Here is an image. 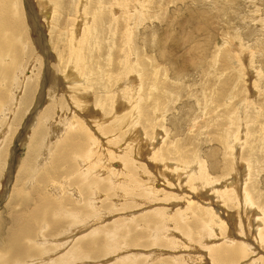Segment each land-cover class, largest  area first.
<instances>
[{"label": "rangeland", "instance_id": "rangeland-1", "mask_svg": "<svg viewBox=\"0 0 264 264\" xmlns=\"http://www.w3.org/2000/svg\"><path fill=\"white\" fill-rule=\"evenodd\" d=\"M151 1H153V3ZM160 1L163 6L160 5ZM16 2H19V4L17 3L18 5H16V9H20L23 11L24 15H26L24 18L25 31H27V27L30 25V29L33 32L27 34L28 40L23 45V48H26L21 57L23 70H16L13 75H10L12 77L9 76V78H7L8 81L5 79L2 80L4 83L1 81L0 76L2 89L6 90L3 94L4 100L0 105L2 108H7L6 110L9 113V115H6L7 113L3 109L2 114H0L1 116L6 115L5 117L0 116V127H2L0 131L2 132V134L0 133V141L3 138L0 146V172H2L0 174L2 176L0 178V182L2 183V187L0 186V242L4 236L9 234L8 232L12 228L11 226H13L11 220L9 221L12 217L9 215L10 211L13 212L11 209L16 207L15 209H17L18 212L29 210L30 206L37 200L36 197L39 190H48L39 182H35V184L30 183V185L34 187L30 186L32 189H30L29 192H24L16 196L13 204L9 205L8 201L10 200L7 201L5 195L10 188L8 176L12 159L15 161L17 158L19 162H22L25 158H33V162L38 165L37 168L39 171L37 174L40 177L41 174H46L47 172L45 173V171H49L53 166L50 164L53 150L60 144L59 140H63V137L60 138V134L57 137H53V141L49 145L50 147L48 146L52 155L49 154L45 161L38 164L40 156L44 153V149H42V138L47 135L41 136L37 134L32 138L34 134L33 129L37 124V121L34 120L36 109L39 108L37 110L38 116H36L38 118L49 105L60 104V108L55 107L54 111H52V119L55 118L57 122L60 119L58 113L61 115V109L63 108L64 116L66 117L67 114H70L71 117L73 116L70 111L72 105L70 106L69 102L72 101V96L75 95L74 93L77 88L87 87L89 90L88 99H91V107L93 110H97L96 113H92L90 118L99 116L97 121L104 122L105 125L101 126V128L109 132V134L104 135L101 130H99L101 135L100 145L111 149L118 144L119 146H123L122 148L126 150L127 144L133 140L132 146L134 150H136L135 152L133 151L134 156L137 157L138 163L144 167L147 166L146 173L141 172V175L139 173L137 180H139L140 183L149 184L151 187L153 186L152 189L154 190L155 197L150 198V196H148V190H136L137 194H135V196L138 203L137 206H131L130 204H126L127 200L125 198H118L116 196L115 198L114 196L113 198L106 197L108 192L104 187H101L100 193L102 194L99 200L101 210L93 208L86 210L83 209V203L87 197L82 196L80 198L77 197V199L71 198V200H69L66 198L67 194L65 195V188L63 189L64 193H62V195L57 191L51 192L54 194L53 196L56 195L54 198H58L60 201L64 200L60 208V213H62L63 216L67 214V217L60 215V218L59 215H57L54 218H56L58 222L53 218L48 221L47 224H43V226L40 225L38 227L36 224L33 229L34 234L20 243V246L16 249L26 250V252H28L31 243H33V247L39 249L40 253L34 248L31 253L36 251L37 254H35L36 256L32 259L23 258L19 253L17 259L25 264H72L74 262L75 264H182L183 259L175 261L173 257H179V255L183 253H190V255L194 257V264H215L209 261L210 259L208 257V259L203 257L206 256L208 252V250L205 249L207 244L204 242L203 244L202 242H190V246L186 244L182 249H175L176 245L173 244L174 237L171 234L174 233V236H179L180 233L177 234L178 231L174 232L173 229H164V231H168L169 234L167 232L162 238L159 237L163 239L162 242H160L158 237L154 236L157 235V233L153 230L160 221H156L157 219L148 223L147 220L142 221L144 216L150 213H153L151 215L155 216L156 214H162L164 211H168V214L171 213L170 215L174 216L178 208L188 206L187 201L190 202L188 200L189 198L194 200V202L191 203V207L212 206L214 211L219 212L221 218L227 223V225H225L226 228H222V233L229 238L236 239L235 242L237 243L245 242L247 246L252 243L254 246H258H255L254 251L251 249L249 250V253H251L249 255L252 257H247L250 259L246 258L245 260V258L243 259L242 257L238 258L236 260L238 264V261H240V264H251V259H253V257L264 258V244L256 239V237H258L255 231L256 226L249 222V217H251L253 212H248L249 214L246 216V212L243 210L244 205L241 206L245 204V199L248 197L247 192H249L254 198L255 204L258 206H254V210L256 211H254L255 214L251 219L254 220L259 217V225L261 222L260 226H264V223H262L264 219H262L263 216L261 217L262 214H260L262 212L261 209L264 210V0H150V6L147 9L148 17L145 18L141 24H134L136 26L132 25V30L128 31V35L130 36L135 34V39H137L136 44L142 48L145 46L143 49L131 51L130 46H123L124 49L127 50L121 54L117 46V44L120 43L118 39L125 40V36L121 31H119L118 34H112L115 33V30L112 32L110 31V33L108 30L100 35L99 45L95 44L93 38H88L84 41L82 45L84 48H87L86 54L87 56L88 53L90 54L87 59L90 64L88 63L86 66L99 65L104 61L105 76L108 78H110V75L112 77V74L114 75L112 77L113 79L124 74L123 71H121L122 63L120 60L122 58L124 59L126 55L131 58V62H133L135 66H140V56H143V62L149 63L147 65L148 67L145 69L142 68V65L138 67V71H140L139 68L146 71L145 76L138 77L139 73H132L130 74V79L125 77V79L128 80L127 83L125 82V86H123V84L118 85L116 80L111 81L110 79V83L106 88L113 86V88L116 89V87L121 86V89H123L128 83L131 85V81L134 80L136 82L134 85L137 87L140 86V92L144 95L140 93L142 97L140 105H147L150 110H152L153 101L155 103L154 99L156 95L161 91V86H173L172 88L176 91L178 89L177 94H174L171 100L170 96L167 95L170 101L165 104L163 111L156 114L151 112L148 117L143 116V113L141 115L138 109H133L134 103L130 96H128V93L125 95H117V102H114L113 105L111 103L112 101L107 102L106 105L109 103H111L110 106L115 105L116 111H119V113L121 112V115L132 113L131 115L129 114L132 124H130V126H134L132 128V133L128 132L129 129L126 127L128 121L122 116L118 124L114 125L111 123L112 120L110 119L113 118L110 116L115 112L114 109H112L111 115H106V113L103 111L101 112V109L96 106L95 102L97 96L106 92L105 86L102 87L97 85V91L94 93V89L89 88L90 77H86L84 82L77 71H69L70 67L71 69L73 68V64H66L68 67L67 70L69 71V73L67 71V76L61 73L66 67L62 66L60 71L50 70L49 86L46 89L42 88L43 79L49 68L45 54L46 51L44 50L51 49V51H54L51 47L50 35L54 33L53 35L57 36L55 34L59 33L60 27L58 26H66L65 28L67 29L71 28L76 20L72 15L60 14L54 19V23L56 24L54 30L51 25L54 16L52 8L47 12H43L39 7L38 0H18ZM74 2L77 3L78 0ZM97 2L98 0H90L89 4L92 3L97 5ZM129 3V5L133 7L132 4H134L135 1L129 0ZM114 9L115 12H113ZM111 10H113L112 12L115 16H113L112 21L115 23L110 22V25H116V23L122 21L123 18H129V16H123L125 8H119L115 5ZM127 12L129 11L127 10ZM19 15L21 14H17V16ZM67 16L70 17L68 18ZM192 17H195V22L200 21L197 23L205 26L201 32L193 36V42L189 40L190 34H187L185 31L186 29H191L189 18ZM62 20H69V22L66 21L67 25L62 24V26ZM70 20L75 21L71 22ZM92 22L93 21L90 22L92 26L89 24L90 30L93 29L94 24ZM108 26L109 24H106V27ZM116 26L120 25L117 23ZM123 26L126 28L127 24H123ZM76 27L77 25H74L72 30H75L73 28ZM87 27L88 26L82 28L83 32ZM109 28L111 29L110 26ZM68 31L69 30H66V32ZM106 32L108 37L104 35ZM161 39L167 42L176 40V48L172 52V57L176 58V60H179L178 56L187 57L189 62L187 65L188 70H184L181 65L176 67L168 57H164L162 54L160 55V51L162 52V50L160 49L158 51V42L161 41ZM124 43L125 41L122 42V44ZM109 48L112 50L110 51ZM204 51V57L201 59L200 55ZM91 53L94 54L93 56L96 55L97 57H93ZM91 56L93 58H91ZM152 57L155 58L153 59ZM9 60L10 58L6 61L9 62ZM91 60L92 62H94L93 60L97 62L95 61L93 64ZM98 60L100 63H98ZM98 65L95 67L102 69L100 65ZM163 69H165V71ZM76 75L79 76L77 77ZM153 75L154 77L152 78ZM148 76L150 77L148 78ZM144 77H147L148 80H144ZM31 79L35 82V88L30 96V104L26 106V101L28 99H25V94L27 92V85L31 82ZM86 80L88 81L86 82ZM152 82L157 83L159 86H153ZM77 83L79 85H77ZM15 84L20 88L16 94L13 91V86ZM51 84L54 85L55 92L52 98L49 99L47 96L49 90L52 88ZM147 84L149 85L147 86ZM129 85L127 87H130ZM221 87L224 88L222 92L223 95L219 93ZM115 91H117V89ZM119 91L121 90L119 89ZM78 92L79 91H77L76 94ZM221 95L222 99L218 101ZM120 96H123V99ZM246 97L249 101L247 105L245 104ZM99 101L102 103L103 99ZM225 103L227 105H225ZM239 107L240 109H238ZM134 112L137 113L134 115ZM100 116L102 119L101 121ZM133 117L135 119L138 118L135 122L137 123V121H139L138 124L132 123L131 120H133ZM97 121L92 123L94 124L92 125L93 130L95 128L98 130ZM60 128L58 131H64L62 126ZM112 131L118 134L119 137L112 136V134H110ZM130 134L132 137L128 139ZM1 135L4 137H1ZM21 135H24V138ZM120 136H122V138H120ZM222 138H224L227 143H230V145L227 146L228 148L221 140ZM34 139L37 142V147L36 150H33V153L29 154L28 145H30ZM106 143H110V145L107 146ZM162 146H165V152L167 153L165 159L160 157V160L158 156V159H155L153 156L154 153ZM119 151L117 152L119 153ZM120 154L124 155L122 153ZM192 156L198 158L197 160L201 161L206 166L207 174L212 178L210 182H205L206 187H200L198 190L194 189L192 185L193 174L199 172V167L195 170H190L195 166ZM251 163L254 165L253 167L252 165L250 166ZM186 164L190 172L186 171ZM197 164L198 163H196V165ZM175 165L177 167H175ZM178 165L180 166L178 167ZM18 169L19 167H17L14 172H18ZM69 169V166L65 164L60 165L59 170L62 173V178L60 176V179L58 178L59 180H56L63 182V180L70 178L71 175H66ZM231 182L236 187V191L231 193L233 201H229V195L223 193L225 190L229 191L230 186L228 187V185ZM68 183L69 182H66V187H68ZM251 183H253V185H249ZM13 185L14 183L12 182L11 187H13ZM167 192L169 196L173 195L174 197H168ZM215 192H222L220 194L223 196L218 197ZM259 193L260 196H258ZM224 205H226L225 208H223ZM241 213H244V215ZM191 220L192 218L188 221L192 223L194 220ZM54 221L55 224L53 223ZM67 221H69V223H66ZM62 222L69 224L70 227L73 224L80 223L85 225H81L82 228L79 226L75 234L70 232L71 234L69 233L68 235L64 233L66 231L69 232V228L65 230L67 229L66 227L69 226L63 225ZM123 222L125 224H123ZM153 224L155 225L153 226ZM112 228L115 229L112 230ZM260 228L264 229V227ZM116 229L119 230L117 231ZM63 234L64 236H62ZM39 236L41 237L40 239ZM92 239H95L94 243H90ZM221 240L213 242V239H208V244L216 245V243L219 244L224 241ZM61 242L67 243L61 246ZM83 242L89 244L83 245ZM201 248L204 249L203 252ZM71 252L76 256L71 254ZM152 252L153 254H151ZM31 253L28 254L31 255ZM132 253H136L137 255L134 257L135 260L131 257ZM38 257L45 258L42 260L38 259ZM69 257H74V259L70 261ZM242 260L244 261L242 262ZM193 262L190 264H193ZM235 262L232 264H237Z\"/></svg>", "mask_w": 264, "mask_h": 264}, {"label": "bare ground", "instance_id": "bare-ground-1", "mask_svg": "<svg viewBox=\"0 0 264 264\" xmlns=\"http://www.w3.org/2000/svg\"><path fill=\"white\" fill-rule=\"evenodd\" d=\"M16 1H18V0H0V76H1V81L3 79L8 81L7 78H9V76L11 74L13 75V73L16 70L17 71L23 70V66L21 65V63H22L21 57L23 56V52L26 49V48L25 49L23 48V45L28 40L27 34L33 32L30 29V25L27 27L28 32L25 31V29H24L25 28V19L24 18L26 15H24L23 11H21L20 9L19 10L16 9V5L19 4V2H16ZM74 1L75 0H38L39 7L42 9L43 12H47L50 8L53 9L54 16H53V19L51 21V25H52L53 29L56 25L54 23V19H56L60 14L72 15L73 18H75L76 22H75V24H73V26L72 25L71 26L74 27V25H77L76 28H73L75 30H72V27L67 29V28H65L66 26H64V27L58 26L60 28H59V33L55 34L57 36H54L53 35L54 33H52V35H50L51 36V47L54 49V51H51V49L44 50V51H46L45 54H46L47 64L49 65V68H48V72H47L46 76L43 79L42 88L46 89L49 86L50 70H53V71L59 70L60 71V68H62V66H63V67H66V69H64L61 73L66 75L67 71H68L67 70L68 67L66 66V64L67 63H70V65L73 64V68L71 69V67H70L69 71L70 70L77 71L79 73V75L81 76V78H83L84 82H85L86 77L87 78L90 77L91 80L89 81V84H90L89 88L94 89V93L97 91V85L102 86V87L105 86L106 92L104 91L105 92L104 94H100L97 96L96 102H95L96 106H98L101 109V112L103 111L104 113H106V115H111L112 109H114L115 112L110 116L111 118H113V119H110V120H112L111 123L114 125L118 124L120 117L122 116V117H124V119L126 121H128L127 126L125 125L129 129L128 132L132 133V128L134 126H130V124H131L130 119L131 118H129V114L131 115L132 113H127L125 115H121L120 114L121 112L119 113V111H116L117 109H115V105L110 106L111 103L113 105L114 102H117V100H116L117 95L118 96L119 95H125L126 93H128V96H130V98L132 99V102L134 103L133 109H138L141 115L143 113V116L148 117L151 112L156 114V113H160V111H163V109L165 108V104H167L171 100V97H173L174 94L175 95L177 94L178 89L176 88L177 89V91H176L172 88L173 86H166V85H163L164 87L161 86V91L159 94L156 95V97L154 99L155 103L153 101L152 110H150L147 105H145V106H142V104L140 105V101L142 98L141 95H143V93L140 92L141 91L140 86L137 87L136 85H134V84H136V82L134 80L131 81V83H130L131 85H129V83H128L126 85V87H123V89H121V86L116 87L117 91H115L116 89H114L113 86L106 88L107 85H109V83H110V79H111V81L116 80L118 85L123 84V86H125L124 85L125 82L127 83V81H128L125 79V77L130 79L129 78V77H131L130 74L136 72V73H139L138 77L145 76L146 71L143 69L148 67L147 65L149 63H147L145 61L143 62V60H144L143 56H140V61H139L140 66H135L134 63L131 62V58L127 55L124 59L122 58L120 60V62L122 63L121 71H123L124 74L122 76L120 75L116 79H113L112 78L114 76L113 74L111 77V75L109 73L110 78L105 76L104 61H103V63L99 64L102 69L95 67L98 64H95V66L94 65L86 66L88 63L90 64V62H88V60H87L90 54L87 52L88 53V56H87V54H86L87 48H84L82 44H84V41H86V39H88V38L92 39L93 38V41L95 42V44L99 45L100 44L99 37H101L100 35H102L105 31L109 30V33H110V31L112 32L113 30H115V33H112V34H118V32L121 31L124 33V36H125V40H122L120 38L118 39V41L120 43L117 44V46L119 47L121 54L126 52V50H127V49L125 50L124 47L130 46L131 51H137L138 49H143L145 46H143V48H142L139 45H137L136 44L137 39H135V34L133 36L132 35L130 36V35H128V31L132 30V28H131L132 25L141 24L144 21V19L148 17L147 16L148 15L147 9L150 6V0H134L135 3L132 4L133 7H131L129 5L130 4L129 0H98L97 5H94L92 3L89 4L90 0H78L77 3H75ZM151 2L153 3V1H151ZM154 3H157V2H154ZM115 5H117L119 8L120 7L125 8V11H124L125 13L123 14L124 17L129 16V18H127V19L123 18L122 21L117 22L120 26H116L117 23H116V25L115 24L110 25V22H113L112 21L113 16H114L113 12H115V9L117 7L114 9V11L111 9H113V6H115ZM160 5L163 6L161 1H160ZM86 9H88V10H86ZM127 10L131 13L127 12ZM17 14H21V15L17 16ZM119 17H122V16H119ZM194 19H195V17L189 18L191 29L185 30L187 34H190L189 40L191 42H193L192 41L193 36H195V34L201 32L205 27V26L197 23L200 21L195 22ZM66 21L69 22V20H62L61 25L62 24L67 25ZM74 21H71V22H74ZM91 21H93L92 23L94 24L93 29L91 28L92 30L89 29V24ZM113 23H115V22H113ZM106 24H109L111 29L109 28V26L106 27ZM123 24H127L126 28H124L125 25L123 26ZM86 26H88V27L86 29H84L85 31L83 32L82 28H85ZM90 26H92V25L90 24ZM134 26H136V25H134ZM63 28H65L66 30H69V31L66 32V30ZM60 32H66V33H60ZM106 34H107V32L104 35H106ZM123 41H125L124 44H122ZM175 43H176V40L172 41V42H167L166 40L161 39V41L158 42V44H159L158 51L161 49L162 52L160 51V55L162 54V56L168 57L169 60L172 61L176 67L181 65L184 70H188L187 65L189 62L187 60V57H183V56L179 57L178 56L179 60H176V58L172 57V52L176 48ZM111 50L112 49H110V51ZM204 53H205V51L200 55L201 59H203ZM107 54H108V52H107ZM93 55L94 54H92V56ZM92 56H91V58L95 57L96 55L93 57ZM118 57H119V55H118ZM9 58H10L9 62L6 61ZM111 59H112V57H111ZM96 60H93V61L95 62ZM91 62H92V60H91ZM94 62H92V63L94 64ZM98 63H100L99 60H98ZM141 65H142L143 69L139 68L140 71H138V67H141ZM160 68H159V70H160ZM163 70L165 71V69H163ZM69 71H68V73H69ZM79 75H76V76L78 77ZM10 77H12V76H10ZM149 77L150 76H148V78ZM153 77H154V75L152 76V78ZM140 79H142V78H140ZM146 79H147V77L144 80H146ZM87 81L88 80H86V82ZM77 85H79V84L77 83ZM128 85L130 87H127ZM148 85L149 84H147V86ZM152 85L153 86H159L155 82H152ZM51 86H52V88L49 90L48 96H47L49 99L52 98V95L55 92L54 85L51 84ZM57 86H59V85H57ZM34 88H35V82H33L31 79V82L28 83V85H27V92L25 94V99H28L26 101L27 102L26 106H28L30 104L29 100H30L31 93L34 90ZM19 89L20 88H18L16 84L13 86V91L15 92V94H16V92L18 93ZM119 89L121 91H119ZM152 89H154V88H152ZM223 90H224L223 87H221L219 89V93H221L222 95H223V93H222ZM5 91H6L5 89H2V84H0V103H2V101L4 100L3 94ZM77 91H79V92L76 94ZM72 92H74V91H72ZM76 92L74 93L75 95L72 96V99H71L72 101L69 102L70 106L72 105L70 111L72 112L73 116H71V117H70V114L69 115L67 114L66 117L64 116V114H63L64 108H63V109H61V111H62L61 115L58 113V116L60 117V119L57 122H56L55 118L52 119L53 118L52 117L53 116L52 111H54L55 107L60 108V104L49 105L42 113L40 112L41 114L39 115L38 118L36 116H38L37 110L39 108L36 109V111H35L36 116H35L34 120L37 121V124H36V127H34V129H33L34 134L32 135V138L34 135H37V134H39L41 136L45 135V134L47 135V136H44L42 138L43 139L42 140V142H43L42 149H44V151H43L44 153L42 156L39 155L40 158L38 160V164L45 161L46 158L49 156V154H51L48 146L53 141V137H57V136H59V134L61 135L60 138L63 137L62 141L58 139L60 141L59 142L60 144H58L55 147L56 149H54V150L52 149L53 155L51 154L52 157L50 159L51 160L50 164H52L53 166L50 168V170L45 171V173L46 172L47 173L44 175L41 174V176L39 177V175L37 174V172L39 171V169L37 168L38 165H36V163L33 162V158L32 159L31 158H28V159L25 158L23 161L20 160L22 162H19V160H17V158L15 159V161H14V159H12V162H11L12 164L10 165L11 169L9 171V176H8L9 177L8 183L10 184V188H9V191L5 195L7 201L10 200V201H8L9 205L13 204L14 198L16 196L20 195L21 193L23 194L24 192H29V190L32 189V187H34V186L30 185V183L35 184V182H39L43 186H45L48 190H46V191L44 189L39 190V193L36 197L37 200L35 201L34 204H32L30 206L29 210H23V211L18 212L17 209H15L16 207H13L11 209V210H13V212L10 211L9 215L12 217L9 219V221L11 220V224H13V226L10 225L12 228L8 232L9 234L7 236H4L0 242V264H25L21 260L17 259L18 253L23 258L32 259L34 256H36L35 255V254H37L36 251H34L36 253H34V252L31 253L32 249L34 250V248H35V247H33V243H31V246H30V249L28 252H26V250L25 251L19 250V249L17 250L16 248L20 246L19 245L20 243L24 242L28 237H30V235L34 234L33 229H34V226L36 224L38 227L40 225L43 226V224H47L48 221H50L51 219H53L57 215H59V217H60V215L63 216V214L60 213V210H61L60 208L63 205L64 200L60 201V199L54 198V197H56V195L53 196L54 194H52L51 192L57 191L59 194L61 193L60 195H62V193L65 192V195L67 194L66 198H68L69 200H71V198L77 199V197L80 198L82 196L87 197V199H85V202L83 203L84 204L83 209H86V210L90 209V208H93L96 210H98V209L101 210V207L99 206L100 205L99 204L100 195L102 194V193H100L101 187H104L107 190L108 195L106 197L113 198V196H114V198H115V196H116L118 198H120V197L125 198L127 200L126 204H130L131 206H137V203H138L137 198L135 196V194H137L136 190H139V189L146 190V191L148 190V196H150V198L155 197L154 196V190L152 189L153 186L151 187L149 184L140 183L139 180H137L138 179L137 176L139 175V173H140V175H141V172L146 173L147 166L144 167L140 163H138L137 157L134 156L133 151L135 152L136 150H134V148L132 146L133 140H131V142H129V144H127L126 150H124V148H122L123 146H119L118 144L116 145V146H119L118 148H115L116 146H114L111 149H109V147H107L108 145H110V143L109 144L106 143L107 144L106 147L108 149L105 148L104 146H101L100 145L101 135L99 133V130H101L102 134H104V135L109 134V132H106V130L104 128H101V126L104 125V122L97 121L99 116L92 117L93 119L90 118L92 113H94V112L96 113L97 110H95V109L93 110V108L91 107V99H88L89 98L88 97V94H89L88 88L87 87L77 88ZM140 93H141V95H140ZM167 95L170 96V100L167 97ZM222 95L218 98V101L222 99L221 98ZM69 98H71V97H69ZM101 99H103L102 103L99 101ZM245 99H246L245 104L247 105L249 103V101H248L247 97ZM109 101H112V102L106 105V103ZM209 101H211V100H209ZM124 102H126V101H124ZM225 105H227V104L225 103ZM117 106H119V105H117ZM3 109L6 111V113H7L6 115H9L8 111L6 110L7 108H5V107L2 108L1 105H0V114H2ZM127 109H128V107H127ZM238 109H240V107ZM86 112H88V113H86ZM33 113H34V111H33ZM136 113L137 112H134V115ZM4 114H5V112H4ZM101 114H103V113H101ZM6 115H2V116L5 117ZM136 119H138V118H136ZM136 119L133 117V120H131L132 123H135ZM34 120H32V121H34ZM101 120L102 119L100 116V121ZM94 121L95 122L97 121L98 130H97V128H95L94 130L92 129V125H94L92 123H94ZM138 122L139 121H137V123H135V124H138ZM30 126H31V124H30ZM45 126L47 128V131H46ZM61 126L64 128V131L60 132L58 130ZM1 129H2V127H0V131H1ZM25 129H27V128H25ZM0 133L2 134V132H0ZM110 134H112V136H116V137L118 136L119 137V135L115 134L113 131L110 132ZM3 135H1V137ZM123 135H124V133H123ZM21 136L23 137L24 135H21ZM131 137H132V135L130 134L128 139H130ZM35 138H36V136H35ZM120 138H122V136H120ZM136 138H137V135H136ZM2 140H3V138H2ZM2 140L0 141V146L2 144ZM221 140L223 141V143H225L226 147L228 145H230V143H227L224 138H222ZM142 141H144V140H142ZM38 143H39V141H38ZM124 144L126 145L125 142H124ZM141 146H143V145H141ZM156 146H157V144H156ZM36 147H37V142L34 139V140H32V143L30 145H28L29 154L33 153V150H36ZM117 151H119V153ZM120 153H122L124 155H121ZM166 154L167 153L165 152V146H162L159 148L158 151H156L154 153L153 156L155 159H158V158L160 159V157L162 159L163 158L165 159ZM157 156H158V158H157ZM192 159L194 161L195 166L193 165L194 167L190 170L192 171V170L197 169V167H199V172L193 174V176H192L193 188L198 190V188H200V187H206L205 182L206 183L210 182L212 180V178L207 174L206 166L201 161L197 160L198 158H195L194 156H192ZM257 161H258V159H257ZM185 162H186V160H185ZM195 162L198 164L196 165ZM19 163H20V166H19ZM62 164L69 166L70 169L66 173V175H71L70 178L63 180V182L58 181L60 179L61 174H62L59 170V167ZM251 165H252V167L254 166L252 163L250 164V166ZM179 166L180 165H178V167ZM17 167H19L18 172L15 173L14 171L17 169ZM175 167H177V166L175 165ZM161 168H162V166H161ZM185 169H186V171H189L187 164H186ZM1 173L2 172H0V174ZM100 173H102V174H100ZM252 174H253V172H252ZM1 177L2 176L0 175V178ZM73 177H75V178H73ZM146 177H148V176H146ZM61 178H62V176H61ZM152 178H153V176H152ZM157 178H159V177H157ZM56 179H58V180H56ZM12 182L14 183L13 187H11ZM66 182H69L67 184L68 187H66ZM1 185H2V183L0 184V186ZM249 185H253V183H251ZM30 186H32V187H30ZM245 186H247V185H245ZM57 187L59 188V191H58ZM228 187L230 188L229 191L225 190V191H223V193L225 195L226 194L229 195V201H233L232 197H231L232 196L231 193H234L236 191V187L233 185L232 182L228 185ZM64 188L66 189V191L63 192ZM210 188H211V186H210ZM165 189H166V187H165ZM244 190H245V188H244ZM220 193H222V192H215V194L218 197L223 196ZM68 195H70V196H68ZM247 195H248V197H247V199H245V204H242L241 206L244 205L243 210L246 212L245 213L246 216H247V214H249L248 212H253L251 214V217H249V222H251V224H254L256 226L255 231H256V234H258V237H256V239L260 243L264 244V229L260 228V227H264V226H260L261 222L259 225V217H257L254 220L251 219L252 216L255 214L254 211H256V210H254V206H256V207H258V206L255 204L254 198L251 196V194L249 192H247ZM258 196H260V193L258 194ZM168 197L173 198L174 196L173 195L169 196V193H168ZM63 199H65V198H63ZM188 200L190 201V202L187 201L188 206L178 208L176 211L177 213L174 216H171L170 215L171 213L168 214L167 213L168 211L167 212L164 211L162 214H156L155 216L151 215L153 213H150V214H147V216H144L142 221L147 220V223L152 222L155 219H157L156 221H160L156 225V227L153 228L154 232L157 233V235H154V236H157L158 240L160 242H162V240H163L161 238L164 235H166L168 232V231H164V229L165 230L173 229L174 232L178 231L177 234L180 233L179 236H174V233L171 234L174 237L173 244L176 245L175 249H182V247L183 246L185 247L186 244H188L190 246V242H196V243L202 242V244L204 242L205 244H207V247L205 249L208 250V252H207L206 256H203V257H205L206 259L209 258L210 259L209 261H211L215 264L216 263L217 264H232L238 258L242 257L243 259L245 258V260H246V258L250 259L252 257L249 255V254H251V253H249V250L251 249L252 251H254L256 245L254 246L252 243L251 245L247 246L245 242L237 243V242H235L236 239H234V238L231 239L227 235L222 233V228L225 229L226 228L225 225H227V223L225 222L224 219L221 218L219 212L214 211L212 206L191 207L192 206L191 203L194 202V200H192L191 198H189ZM117 204H118V202H117ZM225 207H226V205H224L223 208H225ZM261 210H262V212L260 214H262L261 217L263 216L262 219H264V210L263 209H261ZM156 213H158V212H156ZM66 215H64V216H66ZM242 215H244V213ZM190 218H192L191 221L194 220L192 223L188 221ZM54 219L57 220L56 218H54ZM132 219H134V218H132ZM66 220H68V219H66ZM57 222H58V220H57ZM53 223L55 224V221ZM66 223H69V221H67ZM262 223H264V222H262ZM118 224H119V222H118ZM123 224H125V223L123 222ZM63 225L69 226V224H65V223H63ZM81 225L84 226L85 224H83V223L73 224V225H71V227H73V228H71L70 226L66 227L67 229L64 228L65 230H68V228L70 229L69 232L66 231L67 233L65 232L64 234L69 235L70 232L71 233L73 232L75 234V232L78 230L79 226L82 228ZM149 225H151V224H149ZM154 225L155 224H153V226ZM253 228H254V226H253ZM113 229H115V228H112V230ZM49 230H50V228H49ZM116 230L118 231L119 229H116ZM154 232H152V233H154ZM64 234L62 236H64ZM168 234H169V232H168ZM113 235H115V234H113ZM159 237H161V238H159ZM40 238L41 237L39 236V239ZM208 239H210V240L213 239V242H215L217 240H221V239L224 241L222 243L218 242L219 244L216 243V245H215V244H208L209 243ZM166 241H168V240H166ZM94 242H95V239L90 240V243H94ZM65 243H67V242H61V246H63ZM87 244H89V243L83 242V245H87ZM256 247H258V246H256ZM260 247H261V245H260ZM81 248H83V247H81ZM36 250H38V253H40L39 249H36ZM203 250L204 249H202V252H203ZM257 251H258V249H257ZM14 253H17V254H14ZM28 253H31V255H29ZM71 254H73V253L71 252ZM151 254H153V252ZM25 255H27V256L24 257ZM46 256H48V255H46ZM74 256H76V255H74ZM80 256H81V254H80ZM135 256H137L136 253H132L131 257L134 258ZM192 256L190 255V253H187V254L183 253L182 255H179V257H173V259H175V261L183 259L182 264H190L194 260V257H192ZM247 256H249L250 258H248ZM43 258H45V257H42V258L38 257V259H42V260H43ZM69 259L71 261L72 259H74V257H71V258L69 257ZM134 260H135V258H134ZM251 260H252L251 264H264V258L263 257H253V259H251ZM243 261L244 260H242V262ZM238 262L240 264V261H238ZM194 263L195 262H193V264ZM235 263H237V261ZM72 264H75V262Z\"/></svg>", "mask_w": 264, "mask_h": 264}]
</instances>
